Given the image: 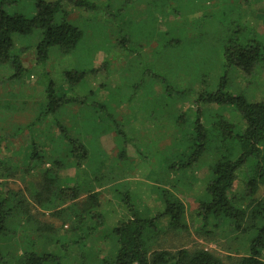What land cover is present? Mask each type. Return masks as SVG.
<instances>
[{
    "label": "rangeland",
    "instance_id": "rangeland-1",
    "mask_svg": "<svg viewBox=\"0 0 264 264\" xmlns=\"http://www.w3.org/2000/svg\"><path fill=\"white\" fill-rule=\"evenodd\" d=\"M3 1L0 0V7L10 13L27 17L36 14L37 0H14L9 6L2 4ZM92 1L103 5V10L89 12L63 2L67 18L85 31L84 39L71 54L54 47L44 69L41 68L37 53L41 31H36L30 36H14L13 56L20 59L26 70L21 78L15 76L10 64L0 65V194L18 193L29 203L31 211L29 218L18 215L11 222V231L2 242L8 263L15 264L11 257L17 258L31 246L38 251L65 255L64 264H100L103 259L111 258L115 248L113 229L131 216L116 190L130 191L136 207L152 217L164 210V190L172 191L183 201L187 230H170L168 219H161L162 231L149 241L150 250L175 253L181 249L190 252L204 249L226 264L238 261L249 254L253 231H236L223 223L215 226L213 220L205 224L199 212L206 199L215 156L205 154L185 173L168 171L164 158L176 150L175 142L182 135L175 119L193 120L198 93L218 87L224 72L220 48L230 26L240 24L249 38L264 42V0H173L169 3L128 0L123 11L127 0ZM60 15L63 14L57 19ZM123 36L130 41V47L138 50L136 53L122 47ZM172 39L177 42L162 49L161 43ZM146 64L153 69L168 70L178 86L192 87L193 92L170 98L159 80L136 89V85L143 83ZM75 69L88 73L80 82L70 84L65 72ZM44 71L61 95L86 99V105H69L59 115L60 122L71 129L70 134L88 148L89 158L82 172L74 165L66 166L74 161L62 155L67 144L64 140L60 156L65 164L57 168L44 164L31 170L32 165L23 163L33 135L49 144V134L57 137L61 133L55 123L49 126L48 121L54 120L49 116L34 134L28 129L14 135L17 129L35 119L40 105L46 102ZM229 81L232 92L244 93L251 102H264V66L250 74L233 70ZM96 104L107 108L126 139L117 134L110 118L96 112ZM201 106L205 111V125L212 115L222 111L225 119L240 131L246 128L245 121L233 108ZM123 150L125 157L119 158ZM101 162L106 167L99 174L101 180L96 181L94 175ZM249 167L250 163L237 173L232 194L238 199L248 191ZM48 169L57 175L58 186L65 191L66 178L85 176L87 183L80 197L70 200L66 196L54 205L48 204L52 193H60L56 187L51 192L43 189ZM92 188L99 192V204L92 212L103 216V224L90 232L96 223L84 208ZM39 193L41 198H37ZM263 195L262 186L253 198L260 199Z\"/></svg>",
    "mask_w": 264,
    "mask_h": 264
},
{
    "label": "trees",
    "instance_id": "trees-1",
    "mask_svg": "<svg viewBox=\"0 0 264 264\" xmlns=\"http://www.w3.org/2000/svg\"><path fill=\"white\" fill-rule=\"evenodd\" d=\"M169 3L173 0H162ZM63 2H68L74 7L98 12L103 10L100 5L92 0H54L36 1V14L27 17L19 13H10L5 8L0 7V65L10 64L15 70V76L20 77L25 73V69L16 56H13L15 49V35L30 36L36 31H41V40L37 46L38 63L44 69L49 60L50 50L54 47L61 49L66 54H71L84 39L85 31L76 23L67 18V13L63 10ZM9 6L14 0H4L1 2ZM128 0L124 7L127 6ZM120 10L117 17L120 15ZM59 14L60 18L57 19ZM222 39V38H221ZM221 46L224 72L221 76L218 87L214 91L203 90L198 93L195 105L197 111L193 120L185 117H177L175 120L180 126L179 132L182 134L175 142L173 153L164 158L168 171L185 173L188 169L198 163L207 154L215 156V162L211 168V179L206 189V199L199 208V212L205 224L213 220L215 226L220 223L231 226L240 232L253 231L250 242L249 254L241 257L238 261L230 264H264V195L260 199L253 198L258 194L261 187H264V102H251L244 93L231 91L229 74L233 70H241L245 74L252 73L257 67L264 66V42L258 38H249L240 24L230 26V30L225 33ZM130 41L125 36L121 37L120 43L126 50L137 52L134 47L128 45ZM165 42V41H164ZM177 42L175 39L167 43H161L162 49H168L169 45ZM141 53V52H140ZM143 72V83L136 85L140 89L143 84H152L159 80L163 85V90L170 98L174 96L187 95L193 92L192 87L187 89L178 86L172 79L168 70L163 68L153 69L146 64ZM86 70H71L65 72L66 80L71 83H78L87 75ZM45 80V99L35 119L25 126L15 131L14 135H19L25 130H31L33 134L37 126L41 125L46 118L52 117L53 121H48L49 126L55 123L60 129L59 136L48 135L47 141H38L33 135L28 145V152L24 158L25 165L31 170L44 164H50L52 168H57L65 164L62 155L71 157L73 164L67 167H76L80 172L84 171V162L89 158L87 146L78 138L70 134L71 129L60 122L59 115L62 110L69 105H86V99L66 97L61 95L54 81L44 71L42 73ZM147 79V80H146ZM208 105L220 108H233L245 121L246 128L243 131L237 125L225 119L223 112L211 117L209 124L203 123L205 111L201 105ZM96 112H103L114 122L117 134L126 139L125 132L119 128V123L115 121L112 114L107 111L102 104H96ZM6 137L1 136V140ZM67 142L64 153L61 155V141ZM51 146V147H50ZM125 150L120 152L119 158L125 157ZM61 155V156H60ZM61 157V158H60ZM250 163L248 172V191L244 197L237 198L232 194L237 173ZM74 165V166H73ZM106 165L101 162L94 179L100 181L99 174ZM53 170V169H51ZM25 172H30V170ZM44 190L51 192L53 188H59V178L49 169L45 171ZM66 191L59 188L60 193H52V198L48 204L64 199L66 196L70 200L80 197L83 188L86 186V179L66 178ZM69 186V184H72ZM75 183V184H74ZM94 187V186H91ZM69 191V193H67ZM88 205L84 211L95 221V225L90 229H96L97 225L103 224V216L100 213L92 212L99 204V192L89 191ZM122 202L129 210L131 216L122 221L113 229L115 248L111 258L103 259L100 264H226L213 253L200 249L190 252L181 249L175 253L169 251L150 250L149 241L156 238L162 231L160 229L161 219H168L167 227L170 230H187L184 222L185 205L183 201L172 191L162 192L164 210L156 216H149L141 212L134 203L133 194L130 191H118ZM42 193L37 195L41 198ZM249 202L247 203V201ZM42 202V200H40ZM29 203L18 193L8 192L0 194V264L8 263V254L2 251V242L11 231V222L17 216L26 215L30 217ZM8 257V258H7ZM65 255L49 252L46 250H35L33 246L30 250L19 253L17 258L11 257L15 264H64Z\"/></svg>",
    "mask_w": 264,
    "mask_h": 264
}]
</instances>
